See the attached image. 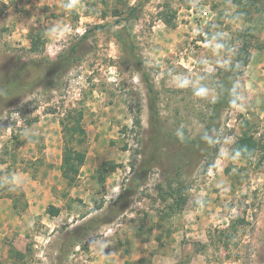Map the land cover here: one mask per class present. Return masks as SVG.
<instances>
[{
	"label": "rangeland",
	"instance_id": "rangeland-1",
	"mask_svg": "<svg viewBox=\"0 0 264 264\" xmlns=\"http://www.w3.org/2000/svg\"><path fill=\"white\" fill-rule=\"evenodd\" d=\"M65 143L85 154L70 182ZM0 264H264V0H0Z\"/></svg>",
	"mask_w": 264,
	"mask_h": 264
},
{
	"label": "trees",
	"instance_id": "trees-1",
	"mask_svg": "<svg viewBox=\"0 0 264 264\" xmlns=\"http://www.w3.org/2000/svg\"><path fill=\"white\" fill-rule=\"evenodd\" d=\"M166 24L167 21H164ZM104 25H94L88 30H85L84 33L80 36L79 42L82 41V39L86 38L88 33L92 31V29H99L103 27ZM252 35V32L246 31V37L242 41L241 46L239 47L237 53L235 54L233 60L229 63L227 68L222 72L221 79L219 86L217 87V98L213 102V109H212V122L207 125L206 130L208 133L215 132L218 129L219 126V114L220 110L224 108H228L232 104V98L234 95V83L236 82L237 77L241 74V70L244 66H246L249 62L250 53H249V47H250V37ZM33 43V39H32ZM78 44L73 45L65 54L58 56L54 61H47V63L50 65V70H56L59 67H68L72 64V53L73 50L76 48ZM20 75V74H19ZM143 77L145 82L147 83V90L150 97L151 102V114H150V120L151 124H153V128L156 129V118H157V109L155 104V99L153 95V86L148 82V79L144 76ZM14 83L11 82L8 84L7 88L8 90L15 89L17 87H13ZM16 86V85H15ZM77 124H73L70 126H66V124H63V129L65 130V133H69L70 135H73L74 132H83L81 127L78 124V121H76ZM199 139H192L188 142H190L189 146L187 147V151L184 155V162H188L189 159H193L195 157V154L197 151L201 148L200 146V140ZM69 141L68 138L66 140ZM255 148V139L252 136H242L239 137L238 140L235 143V150L238 152V154L246 155V153L250 152ZM188 152V153H187ZM85 160V154L82 150H77L74 147H71L67 143H65V147L63 150L62 158H61V164H60V170L62 177L67 179L69 182L76 178L80 166L84 163ZM180 167V166H178ZM147 170L146 166L145 169L141 168L140 171ZM49 213L51 215H57L58 214V208L49 206ZM94 220L89 221L88 223L92 222ZM82 224L78 228H76L77 231H73L74 234H77L78 236H83L86 234L89 230L94 228V225L90 224ZM75 237V236H74Z\"/></svg>",
	"mask_w": 264,
	"mask_h": 264
}]
</instances>
